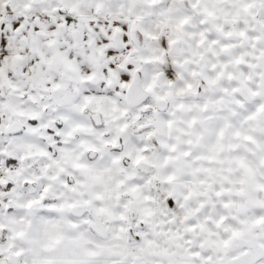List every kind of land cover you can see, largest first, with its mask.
Masks as SVG:
<instances>
[{"label":"snow or ice","instance_id":"snow-or-ice-1","mask_svg":"<svg viewBox=\"0 0 264 264\" xmlns=\"http://www.w3.org/2000/svg\"><path fill=\"white\" fill-rule=\"evenodd\" d=\"M0 264H264V0H0Z\"/></svg>","mask_w":264,"mask_h":264}]
</instances>
